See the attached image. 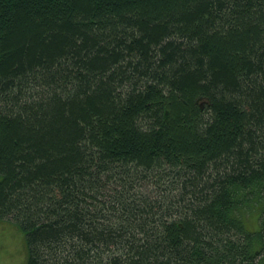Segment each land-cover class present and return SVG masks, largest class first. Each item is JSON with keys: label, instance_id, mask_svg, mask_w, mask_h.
I'll return each instance as SVG.
<instances>
[{"label": "trees", "instance_id": "1", "mask_svg": "<svg viewBox=\"0 0 264 264\" xmlns=\"http://www.w3.org/2000/svg\"><path fill=\"white\" fill-rule=\"evenodd\" d=\"M6 219L26 264H264V0H0Z\"/></svg>", "mask_w": 264, "mask_h": 264}, {"label": "rangeland", "instance_id": "2", "mask_svg": "<svg viewBox=\"0 0 264 264\" xmlns=\"http://www.w3.org/2000/svg\"><path fill=\"white\" fill-rule=\"evenodd\" d=\"M260 207L255 204L247 215V224L250 228L259 224ZM28 248L24 233L11 220L0 221V264H26Z\"/></svg>", "mask_w": 264, "mask_h": 264}]
</instances>
